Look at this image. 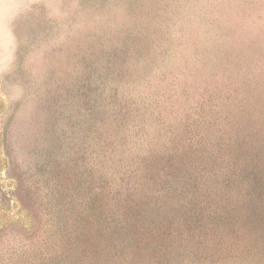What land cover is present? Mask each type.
I'll return each mask as SVG.
<instances>
[{
	"label": "rangeland",
	"instance_id": "1",
	"mask_svg": "<svg viewBox=\"0 0 264 264\" xmlns=\"http://www.w3.org/2000/svg\"><path fill=\"white\" fill-rule=\"evenodd\" d=\"M0 264H264V0H0Z\"/></svg>",
	"mask_w": 264,
	"mask_h": 264
}]
</instances>
